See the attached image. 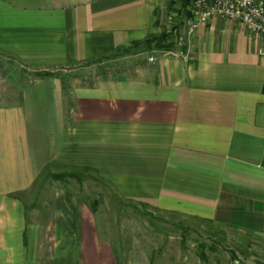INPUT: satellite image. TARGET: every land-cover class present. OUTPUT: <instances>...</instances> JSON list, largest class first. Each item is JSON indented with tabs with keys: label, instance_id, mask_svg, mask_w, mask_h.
Wrapping results in <instances>:
<instances>
[{
	"label": "crops",
	"instance_id": "0c3cea01",
	"mask_svg": "<svg viewBox=\"0 0 264 264\" xmlns=\"http://www.w3.org/2000/svg\"><path fill=\"white\" fill-rule=\"evenodd\" d=\"M188 2L0 0V55L19 67L126 63L71 87L40 74L0 106V264H120L70 189L54 188L47 219L26 208L48 165L242 235L236 256L263 264L264 38L217 19L189 33Z\"/></svg>",
	"mask_w": 264,
	"mask_h": 264
},
{
	"label": "rangeland",
	"instance_id": "374dc122",
	"mask_svg": "<svg viewBox=\"0 0 264 264\" xmlns=\"http://www.w3.org/2000/svg\"><path fill=\"white\" fill-rule=\"evenodd\" d=\"M161 36H164L163 45L165 34ZM125 64L108 59L91 69L69 68L43 74L25 70L0 55V106L19 101V90L40 74L55 76L71 87L73 78L87 84L98 76L118 72ZM61 171L52 166L51 172ZM81 174L80 181L70 180L67 186L43 177L36 182L32 192L20 197L26 208L37 206L34 216L47 219L52 216L54 188L70 189L78 199L94 207L98 232L112 244L120 264H235L234 260L239 261L238 264L245 263L238 253L247 242L242 235L200 219L156 210L122 198L93 171Z\"/></svg>",
	"mask_w": 264,
	"mask_h": 264
},
{
	"label": "built area",
	"instance_id": "2783aa9c",
	"mask_svg": "<svg viewBox=\"0 0 264 264\" xmlns=\"http://www.w3.org/2000/svg\"><path fill=\"white\" fill-rule=\"evenodd\" d=\"M186 11L189 33L217 19L240 23L264 38V0H189Z\"/></svg>",
	"mask_w": 264,
	"mask_h": 264
},
{
	"label": "trees",
	"instance_id": "16d2710c",
	"mask_svg": "<svg viewBox=\"0 0 264 264\" xmlns=\"http://www.w3.org/2000/svg\"><path fill=\"white\" fill-rule=\"evenodd\" d=\"M163 39H164V36H160L158 38H155L154 41L157 44V46H159L163 42ZM52 166L53 165L46 166L43 169L42 174H40L39 179H41L43 177H48L50 179H54L56 181L63 182L64 185L67 186L69 184L67 182H69L70 180L74 179V180L80 181L81 176H82V174H81L82 172L91 171V169H89V168H77V167H70V166H55L54 165V167H57L58 169H60L62 171L60 173H53V172H51ZM35 184L36 183H34V185ZM81 201L90 207L92 213H95L94 207H92V205H90L85 200H81Z\"/></svg>",
	"mask_w": 264,
	"mask_h": 264
}]
</instances>
